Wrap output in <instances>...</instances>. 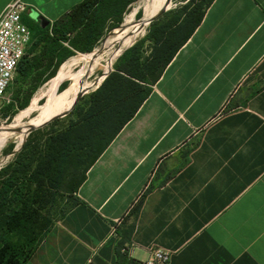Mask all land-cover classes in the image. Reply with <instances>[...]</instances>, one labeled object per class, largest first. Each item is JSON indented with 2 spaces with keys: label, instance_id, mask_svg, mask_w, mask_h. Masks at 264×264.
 Listing matches in <instances>:
<instances>
[{
  "label": "crops",
  "instance_id": "crops-1",
  "mask_svg": "<svg viewBox=\"0 0 264 264\" xmlns=\"http://www.w3.org/2000/svg\"><path fill=\"white\" fill-rule=\"evenodd\" d=\"M24 1L52 23L83 0ZM76 198L26 264H143L154 247L264 264V0H213Z\"/></svg>",
  "mask_w": 264,
  "mask_h": 264
},
{
  "label": "rangeland",
  "instance_id": "rangeland-1",
  "mask_svg": "<svg viewBox=\"0 0 264 264\" xmlns=\"http://www.w3.org/2000/svg\"><path fill=\"white\" fill-rule=\"evenodd\" d=\"M207 1L171 0L167 6L169 10L150 23L143 35L123 52L115 60L116 62H113L108 71L109 74L97 88L91 91L100 82L103 73L102 64L107 63L108 58L94 64L91 72L79 79L81 85L69 94V101H72L64 112L72 107L79 96L81 97L67 115L53 120L28 135L26 134L27 136L23 137L19 146H16V142L11 140L0 149V170L10 163L15 164V169L27 164L30 160L33 161L26 173L17 174L19 177L18 193H13L11 196L7 212L13 217L11 218L13 222L5 224L0 229L2 245L8 244L14 247L29 241L38 242L76 204L77 187L85 175L89 163L109 141L135 105L150 90L165 59L204 12V4ZM148 2L149 0H137L130 5L124 14L121 25L106 31L90 52L74 50L66 43L58 51L55 61H39L35 59L36 55L32 54L29 58L34 60L32 62L34 66L25 75L17 72L5 95V101L13 102L14 106L0 116V130L6 127L0 133V138L13 126L18 129H26L25 125L28 124L29 119L39 111L53 91L62 95L72 84L73 79L63 78L64 72L60 76L54 77L62 65L68 64L66 68L70 66V72L74 74L89 65V62L84 58L97 55L109 45L118 47L125 38L116 39L117 36L124 29L138 28L148 10L146 5ZM167 2L161 4L157 11L159 12ZM139 13L140 15H138ZM30 18L36 20L34 16H30ZM113 21V19L109 20L108 25H111ZM41 26L47 27L46 23H41ZM117 29L119 31L112 38L113 40L111 39L110 43L105 45L111 33ZM154 33H156L155 39H152ZM139 41L143 42L140 58L138 64L134 62L135 65L128 66V70L130 69L132 73V76H129L120 71L119 61ZM63 58L65 60L59 63V60ZM154 58L156 59L154 60ZM153 60L155 67L150 70L147 65ZM113 75L123 78L121 81L119 80L114 90L117 103L111 110L113 112L98 114V112L92 111L94 110L92 107L96 92ZM118 88L120 92H118ZM24 103L29 106L18 114L20 105ZM16 115H20V117L14 122ZM12 146L14 149L11 151ZM20 153L23 155L19 161L18 154ZM30 186L32 190L34 189L33 195H28ZM26 200L30 205L25 204ZM22 210L24 211L22 212ZM21 212L22 216L19 215Z\"/></svg>",
  "mask_w": 264,
  "mask_h": 264
},
{
  "label": "trees",
  "instance_id": "trees-1",
  "mask_svg": "<svg viewBox=\"0 0 264 264\" xmlns=\"http://www.w3.org/2000/svg\"><path fill=\"white\" fill-rule=\"evenodd\" d=\"M137 0H83L81 3L74 6L67 14L63 15L56 21L47 25V27H42L41 23L34 20H28L23 17V22L28 26L32 40L28 47L31 48L30 51H26L25 56L21 60L18 65L17 72L25 75L29 69H31L33 65V59L29 58L32 54H35L36 60L39 61H55L57 60V54L60 49H62L65 45L68 44L72 49L81 51V52H90L94 49V47L99 43L102 39L106 31L117 28L123 22L124 14L128 10L129 6L132 5ZM213 0H208L204 4L203 13L198 17L197 21L193 23L187 35L182 39V41L176 46V48L172 51V53L165 59L163 65L161 66V70L158 76L154 79L153 84L160 78L166 66L171 62L177 51L189 40L197 27L201 24L205 11L211 5ZM141 13V12H140ZM140 13L138 15H140ZM158 13V11H157ZM25 16V15H24ZM114 20L111 25H108L109 20ZM154 26V25H153ZM119 29L115 30L111 33L109 39L105 43V45L117 34ZM152 31V29H151ZM153 34L152 39H155ZM142 41L137 42L130 50H128L121 58H120V71L125 72L129 76H132L130 69L128 70V66L134 64V62H138L139 54L142 46ZM104 45V46H105ZM93 54V53H92ZM91 55V54H88ZM156 58H154L155 60ZM65 59L59 60V63H62ZM154 60L147 65L148 69H152L155 66ZM75 61V60H73ZM154 62V63H153ZM70 64V63H69ZM138 64V63H137ZM68 64L62 65L59 72L54 76H59L64 68ZM135 65V64H134ZM139 68V67H138ZM16 72V74H17ZM134 76V75H133ZM123 79L118 75H113L109 77L102 87L96 92L95 100L93 102L92 111L101 112L102 114L113 112V106L117 103L115 98V89L119 82ZM152 84V85H153ZM10 88V87H9ZM120 89L118 88V92ZM150 90L143 96V98L135 105L132 112L128 115V117L124 120V122L120 125V127L115 131L109 141L105 144V146L98 152V154L91 160L89 163L85 175L80 181L77 191L80 185L86 178L87 170L96 162L102 152L107 148V146L113 141V139L117 136V134L121 131V129L125 126V124L135 115L137 110L140 108L146 97L148 96ZM14 106V103H9L2 111H9ZM26 103L21 104L19 109V113H22L27 109ZM91 111V112H92ZM100 113V114H101ZM17 114V115H18ZM16 115V116H17ZM20 117L17 116L14 120H18ZM86 120V119H85ZM84 120V121H85ZM83 121V122H84ZM6 128V127H5ZM2 128L0 133L5 129ZM14 149L12 146L11 151ZM22 153L18 154L19 161L22 157ZM33 161H29L27 164H23L19 168H15L14 163H10L8 166L0 170V229L7 223L13 222V220L9 214H7L9 210V202L13 193H18L17 184L18 178L17 174L26 173L28 169L31 167ZM34 190V189H33ZM32 187H29L28 195L34 194ZM76 191V192H77ZM143 197L139 199V201L135 204L134 208L140 207L142 204ZM26 205H30L27 203ZM24 210H22L23 212ZM22 212L19 215L22 216ZM41 240L29 241L22 245H15L11 247L10 245H2L0 240V264H26L35 253L36 249Z\"/></svg>",
  "mask_w": 264,
  "mask_h": 264
},
{
  "label": "bare ground",
  "instance_id": "bare-ground-1",
  "mask_svg": "<svg viewBox=\"0 0 264 264\" xmlns=\"http://www.w3.org/2000/svg\"><path fill=\"white\" fill-rule=\"evenodd\" d=\"M157 1L158 0H149V2L146 4L148 10L146 11L145 15L143 16V20H142L141 24H139L137 29H135V27L130 28V29H124V31L121 32L117 36L116 39L125 38L120 42L118 47H116L114 45H109V46L105 47V49L102 50L97 55L92 56L90 58H84L85 61L89 62V65L87 67L80 69L78 72H76L74 74H72L70 72V66H68L67 68L65 67L66 69L64 68V70L62 71V73L64 72L63 78L73 79L74 81L72 82V84H70L67 87V89L62 93V95L61 94L58 95L56 93V91H53L51 93L50 97L46 100V102L39 109V111L33 117H31L29 119L28 124L25 125L26 129H21V128L18 129V128H15L13 126L3 137L0 138V149H2L4 146H6V144L8 142H10L11 140L16 142V146H19L20 143L22 142L23 137L26 134L28 135L31 128L41 127L44 124H47L50 121L55 120L57 118H60L63 115H65L66 113H68L77 101L76 100L74 102V104L72 105V107L68 111L64 112L66 110L68 104L72 101V100L69 101V94L81 85V83H79V79L81 77H83L84 75L90 73L91 70L93 69L94 64L102 62L105 58H108V61H107V63L102 64V71H103L102 75L107 74L108 71L110 70V67L113 65V62L123 52H125L137 39H139L143 35L145 29L147 27H149V25H150V23H149L150 20L153 17H155L165 6H168L167 4H169L167 2V4L156 14L159 6L162 4V2L164 0H159L158 2ZM102 78L103 77H101L98 85H96L93 89H91V91L99 86ZM79 97H81V96H79ZM57 111H59V113H57ZM25 138H24V140H25ZM24 140H23V142H24Z\"/></svg>",
  "mask_w": 264,
  "mask_h": 264
},
{
  "label": "built area",
  "instance_id": "built-area-1",
  "mask_svg": "<svg viewBox=\"0 0 264 264\" xmlns=\"http://www.w3.org/2000/svg\"><path fill=\"white\" fill-rule=\"evenodd\" d=\"M28 8L24 0H12L0 15V116L10 103L9 100L5 101V95L32 40L31 32L23 22ZM170 263L171 253L161 247H154L143 264Z\"/></svg>",
  "mask_w": 264,
  "mask_h": 264
},
{
  "label": "water",
  "instance_id": "water-1",
  "mask_svg": "<svg viewBox=\"0 0 264 264\" xmlns=\"http://www.w3.org/2000/svg\"><path fill=\"white\" fill-rule=\"evenodd\" d=\"M168 3H171V0H168ZM168 5V4H167ZM167 10H169V8L167 7V6H165L155 17H153L151 20H150V22L149 23H152L153 21H155V20H157L159 17H161L165 12H167ZM109 73H107V74H103L102 75V80L101 81H103L106 77H107V75H108ZM79 99H80V97L77 99V101H76V103L79 101ZM76 103L74 104V106L76 105ZM74 106L72 107V109L74 108ZM71 109V110H72ZM70 112V111H69ZM68 112V113H69ZM68 113H66L65 115H67ZM65 115H63V116H65ZM62 116V117H63ZM53 121V120H52ZM52 121H50V122H52ZM49 122V123H50ZM49 123H47V124H49ZM47 124H44L43 126H41V127H38V128H31L30 129V131H29V133H31V132H33L34 130H37V129H39V128H42V127H44V126H46ZM28 133V134H29Z\"/></svg>",
  "mask_w": 264,
  "mask_h": 264
}]
</instances>
